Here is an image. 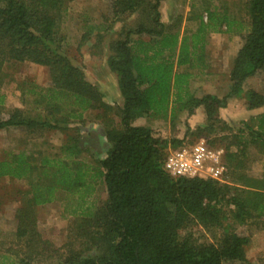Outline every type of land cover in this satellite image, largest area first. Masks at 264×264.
Returning a JSON list of instances; mask_svg holds the SVG:
<instances>
[{
	"label": "trees",
	"instance_id": "16d2710c",
	"mask_svg": "<svg viewBox=\"0 0 264 264\" xmlns=\"http://www.w3.org/2000/svg\"><path fill=\"white\" fill-rule=\"evenodd\" d=\"M73 1L0 0V131L57 130L82 121L89 110L112 109L62 51L59 22ZM108 1L116 19L141 9L153 14L150 24L127 30L110 47L107 64L117 76L123 98L121 129L107 130L111 146L97 167L82 159L87 145L79 135L70 136L55 153L19 150L0 160V179L28 183L27 196L15 214L17 243L1 251L0 264H35L52 247L38 232L36 208L56 201L59 194L62 214L73 218L70 238L82 239L85 248H97L99 253L83 257L82 250L70 247L58 264H252L247 257L251 238L236 228L256 212L264 215V178L242 171L249 146L264 156V113L236 129L219 112L242 95L248 78L264 72V0L245 2L249 28L231 65L229 92L222 98L192 95L191 75L176 70L203 48L201 36L207 30H231L227 13L206 9L209 22L200 18L188 45L180 41L178 32H169L162 24L161 0ZM25 62L47 67L50 75L49 87L32 85L24 94L35 96L32 116L19 108L5 111L6 97L1 92L8 79L7 66ZM245 96L249 110L264 106L262 94L251 90ZM173 97L190 116L197 108L204 109L207 122L200 132L213 134L219 125L234 132L222 157L230 181L170 177L163 168L165 158L170 148L182 147L184 139H164L149 128L133 125L145 115H165ZM245 137L250 141L242 142ZM100 180L106 199L96 205L93 198ZM193 228L212 234L214 240L201 241Z\"/></svg>",
	"mask_w": 264,
	"mask_h": 264
},
{
	"label": "rangeland",
	"instance_id": "374dc122",
	"mask_svg": "<svg viewBox=\"0 0 264 264\" xmlns=\"http://www.w3.org/2000/svg\"><path fill=\"white\" fill-rule=\"evenodd\" d=\"M245 2L246 0H161L159 11L162 24L169 32H178L180 41L186 40L188 45L192 44L193 35L197 34L200 18L202 17L205 23L209 22L206 9L217 12L218 15L227 13L231 18L230 31H225V27H222L221 32L207 30L201 36L204 40L203 48L197 50L190 63L176 70L191 75L189 90L197 98L205 95L222 98L229 92L231 65L249 28ZM110 5L108 0H76L68 3L59 22L58 33L63 40L61 46L64 54L75 66L83 70L86 80L98 89L104 102L112 109L89 110L84 113L82 121H72L57 130L46 129L35 133L15 128L1 130L0 160L19 150L46 155L58 152L72 135H79L86 140L87 150L82 155L86 162L97 167L98 162L105 158L111 146L107 130L121 129L119 110L123 107L117 76L107 64L111 55V44L122 38L127 30L135 29L140 24H150L153 17L148 10L141 9L132 15L116 19L110 11ZM214 25L215 23L211 22V26ZM6 72L8 79L1 89L6 97L5 111L19 108L31 116L35 115V96L24 94L32 85L43 88L50 86L48 68L25 62L7 66ZM251 90L264 96V72L248 78L242 95L231 99L227 108L219 112L222 120H235L236 125L231 126L236 129L244 128L241 124L242 118L248 109L245 95ZM175 98L173 97L165 115H145L134 120L133 124H142L151 129L157 137L168 140L184 139L182 146L204 142L212 149L223 152L225 149L226 152V146L233 140L234 132L222 128V125L217 126L213 134L200 132L199 128H204L207 122L204 109L199 107L190 116L188 110L182 109L181 105L175 102ZM188 130L191 131L186 135ZM224 137L227 139L223 140ZM249 141L248 137L242 140ZM247 152V163L242 171L254 178H264V156L253 146H249ZM231 178L228 170L223 182L230 181ZM27 184L25 180L0 179V253L17 243L18 224L15 214L23 198L27 196ZM105 199V186L100 180L93 200L96 205H101ZM255 214L256 217L253 216L246 224L238 225L236 230L240 235L251 238L247 257L252 264H264V215L259 217L257 212ZM36 215L42 240L50 242L54 249L47 247L42 255L35 259V264H58L59 257H65L70 247L76 249L75 251L82 250L83 257L96 256L99 253L97 248H85L81 243L82 239L76 238L75 241L70 238L73 218L62 214L61 194L56 201L38 206ZM191 232L201 241L214 240L212 234L200 228H193Z\"/></svg>",
	"mask_w": 264,
	"mask_h": 264
},
{
	"label": "built area",
	"instance_id": "2783aa9c",
	"mask_svg": "<svg viewBox=\"0 0 264 264\" xmlns=\"http://www.w3.org/2000/svg\"><path fill=\"white\" fill-rule=\"evenodd\" d=\"M223 151L215 150L204 142L170 149L163 168L172 178H212L223 180L226 168Z\"/></svg>",
	"mask_w": 264,
	"mask_h": 264
},
{
	"label": "crops",
	"instance_id": "0c3cea01",
	"mask_svg": "<svg viewBox=\"0 0 264 264\" xmlns=\"http://www.w3.org/2000/svg\"><path fill=\"white\" fill-rule=\"evenodd\" d=\"M246 110H245L246 111V114H245V116H243L244 118H242L243 119L242 122H248L251 119H253L254 117H257V116L263 114L264 113V106L263 107H260V108H257V109H252V110L246 109ZM239 117H242V116H239ZM247 118H248V120H247ZM225 122L228 123L229 125H236V121L235 120H232V122H227V121H225ZM133 125L134 126H142V127H145L142 124H138V123H135Z\"/></svg>",
	"mask_w": 264,
	"mask_h": 264
}]
</instances>
